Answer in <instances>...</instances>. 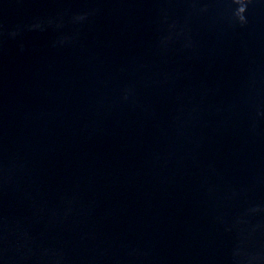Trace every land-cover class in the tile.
<instances>
[{"label": "water", "instance_id": "water-1", "mask_svg": "<svg viewBox=\"0 0 264 264\" xmlns=\"http://www.w3.org/2000/svg\"><path fill=\"white\" fill-rule=\"evenodd\" d=\"M0 264H264V0H0Z\"/></svg>", "mask_w": 264, "mask_h": 264}]
</instances>
